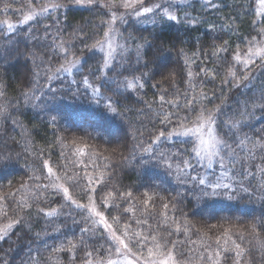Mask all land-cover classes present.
<instances>
[{
    "label": "trees",
    "instance_id": "16d2710c",
    "mask_svg": "<svg viewBox=\"0 0 264 264\" xmlns=\"http://www.w3.org/2000/svg\"><path fill=\"white\" fill-rule=\"evenodd\" d=\"M94 1L0 0V8L8 5L0 11V105L7 108L0 115V154L11 157L0 168V228L20 221L0 240V264L107 263L117 255L112 230L140 262L153 259L151 237L163 236L175 244L177 264H264V63L256 58L251 79L243 80L245 66L235 61L262 42L257 0L165 3L175 20L158 9L149 19L126 18L118 45L127 51L118 47L107 67L98 47L89 51L110 21L106 0ZM53 3L66 6L53 9ZM29 14L33 19L23 22ZM63 49L68 60L81 61L71 71H57L67 67ZM133 77L140 78L135 88L117 90V82ZM193 99L197 110L220 105V121L240 122L232 132L217 129L235 149L223 167L197 163L192 138L153 143L160 131L173 130L161 122L164 114L193 115L184 107ZM246 101L249 115L242 118ZM52 183L67 187L71 200L51 186L35 198L37 185ZM216 183L229 187L210 186ZM25 201L30 207H22ZM52 210L56 214L47 215ZM164 251H173L172 244Z\"/></svg>",
    "mask_w": 264,
    "mask_h": 264
},
{
    "label": "snow or ice",
    "instance_id": "6c2138e0",
    "mask_svg": "<svg viewBox=\"0 0 264 264\" xmlns=\"http://www.w3.org/2000/svg\"><path fill=\"white\" fill-rule=\"evenodd\" d=\"M85 0H70L69 5L71 3H75L76 5H82L84 4ZM87 3L91 5L94 3V0H87ZM143 0H106V2L102 5L105 8H108L112 15L111 19L109 21V30L105 31L103 33L104 35V40H97L93 45L89 47V51H95L97 47H99V50L101 52H104V45L105 43L108 44V50L106 55L102 57L103 64L104 66H109V61L114 60L115 56L114 53L116 52V47H114L111 43V38H112V32L114 29L112 28V25L115 24L116 20L118 19L116 12L119 11L121 7L124 9H129L132 8L135 12V15L137 17L143 16L145 13H151L154 11L153 7H142V8H136L135 4H142ZM261 5L264 6V0H261ZM66 5L59 4V3H53L51 7L53 9L55 8H60V7H65ZM8 5L5 4L4 8H7ZM155 8H160L161 5L157 4L154 6ZM4 8H0V11H4ZM47 7H43L42 11H47ZM165 15H169L167 10L164 12ZM169 18L172 20H175V16L169 15ZM33 19V16L31 14L26 15L24 17L23 22H28ZM7 27L11 29L13 25L11 23L7 24ZM227 43V42H225ZM118 47L122 48L124 51H127L125 46L119 45ZM141 45H137V55H139V49L141 48ZM65 52V60L67 67L61 66L60 69H57V71H71V69L81 63L79 58H76L74 60H68L67 59V49H63ZM254 58H259L261 62H264V45H258L255 48H250L248 50L247 58L246 59H241L239 55L235 56V61L237 64H243L245 66V71L240 73V76L243 80H250L251 76L250 73L252 72V66L256 63V60ZM228 74L230 77L233 79L236 78L237 76V71L233 70L232 67H229ZM51 78V77H49ZM140 78L139 77H133V80L129 81L127 78H125V81L123 84H120L117 82V90L120 87H126V88H135L136 87V81H138ZM84 82H88L87 76L84 77ZM140 87H143V85H140ZM96 91H99L97 89ZM27 96V93H25ZM161 103H164V97H160ZM260 107L264 109V88L261 89L260 91ZM211 103V101H209ZM168 103H173L176 108H180V105L178 102H173V101H168ZM196 103L195 99L187 101L184 105L185 108L188 109L189 112H191L193 115H185L183 117H180L178 113H166L164 114L163 121L162 123L166 124H172L173 125V130L168 131L167 135L165 134V131H160L159 134L156 136L155 140L153 143L159 142L160 139L163 137L165 139H171L173 136L177 138H181V142H188L189 138L194 137L195 138V143L192 149V152L194 153L195 157L197 158V163H202L203 161L208 162V167H211L213 162H218L221 167L224 166L225 160L233 157L235 154V149L232 148V145L228 143V140L226 138L221 137L217 129L218 127H226L229 132H232L233 129L237 128L239 125V121L235 120H227V121H220L219 120V115L222 112V107L220 105H217L214 109L208 108L206 105H201L199 110H197L193 105ZM256 101L253 100L252 104L255 106ZM109 108L111 111L115 112L116 109L112 107L111 101L109 102ZM248 102H245L244 106V111L239 113V115L242 118H246L249 113H248ZM7 111L6 106L0 105V115H3ZM176 116V121L173 122L172 117ZM53 119H55L53 117ZM219 121V123H218ZM190 125V126H189ZM180 130H176V129ZM227 136V133H224V137ZM233 136H235V133L233 132ZM75 143V141H73ZM245 143L244 140H241L239 142L240 145H243ZM261 147H264L262 145ZM115 151V150H114ZM145 152H150L151 147L145 148ZM159 158L161 160L166 159V156L163 152L159 154ZM7 161V163H6ZM11 163V157L10 156H4L3 154H0V168L7 167ZM184 165L186 167H191V164L188 161H183ZM43 166L47 168L49 176H55V173L53 172L52 168L48 166V162L44 161ZM171 165H169V168ZM179 178V177H178ZM31 179V178H30ZM35 180H39V176L34 177ZM56 179H59L57 177ZM69 180L72 179V177H68ZM194 179V178H193ZM200 184H205V180L201 179L199 180ZM51 186L52 188H60L63 190V193L66 197H68L69 200H71V196H69V189L65 187L63 184H57V183H52L51 185L45 184V185H37V192L34 193L35 198L38 200L39 195H40V189L42 187L43 190H47ZM211 187L214 188H228L229 185L227 184H220L216 183L215 185H210ZM23 187V185H22ZM247 191V189H245ZM214 194V193H213ZM128 195H131L130 193ZM72 203H75V201H72ZM22 207H30L27 202L25 201L22 204ZM77 207H87L86 205H77ZM167 205H165V208ZM91 212L95 215L100 217V223L104 224V226L108 229L112 228L111 224L107 223L106 218L99 212L97 209L93 206L91 209ZM129 211V210H125ZM56 214L55 210H52L47 213L49 216H54ZM13 223H20L19 220L14 221ZM13 223H10L7 225V228L13 227ZM7 228H0V240L4 239V234L7 231ZM87 230V229H86ZM253 232H255V226L253 225ZM125 236H127V232L124 233ZM110 239L113 241L116 245L115 251L116 253H129V245L125 243V240L122 239L119 235L116 234L115 230H112L110 233ZM132 238L129 237V240ZM148 238L145 237L144 241H146ZM152 243L153 247L148 248V254L150 257H153V259H146L144 261V264H177L176 258L174 256V249H175V244H173L170 240L166 239L165 237L161 236L159 239H157L156 236H152ZM219 239H217V244H219ZM137 244H139L141 247H144V243L140 240H137ZM172 244V249L173 251H167L165 252L164 249H167L168 245ZM233 244L235 245V248L237 249L236 255L240 256L241 251H240V244H237L235 241H233ZM261 247H264V244L261 245ZM224 251H228L227 248L224 249ZM217 258L220 257V252L217 251L215 253ZM211 259V256L208 257ZM99 264H104V261L101 260ZM107 264H117V261L114 260H108ZM126 264H132V261L126 260ZM215 264H219V260L215 262Z\"/></svg>",
    "mask_w": 264,
    "mask_h": 264
},
{
    "label": "rangeland",
    "instance_id": "374dc122",
    "mask_svg": "<svg viewBox=\"0 0 264 264\" xmlns=\"http://www.w3.org/2000/svg\"><path fill=\"white\" fill-rule=\"evenodd\" d=\"M192 0H143V3L142 4H135V7L136 8H142V7H153V9L155 8L154 6L157 5V4H162L160 8H155L154 10L158 9L159 10V13H162L164 14L165 10H167V12L169 13V15L171 16H174V10L172 9L173 7H168V6H165L166 4L165 3H168L169 5H184L185 3H188ZM202 3L206 4L208 7H212L213 5H215V1L216 0H200ZM95 2V1H94ZM93 4V3H92ZM82 5H89L87 3V0H85L84 4ZM82 5H79V6H82ZM257 13L261 16H264V6L261 5V0H257ZM108 13H109V17L111 19V11L108 9ZM152 13V12H151ZM151 13H145L143 16H140L138 17V20H142V19H149ZM116 15L118 17V19L116 20L115 24L112 25V28L114 29V31L112 32V38H111V43L114 47H116V49H118V32H119V25L124 23V21L126 20V18H129V19H135V17H137L135 15V12L132 8H129V9H124L123 7H121L119 9L118 12H116ZM165 15V14H164ZM169 15H165V16H169ZM105 39V38H104ZM103 39V40H104ZM258 45H264V35H263V38H262V42ZM257 45V46H258ZM256 47V46H255ZM253 47V48H255ZM99 49V47H98ZM107 50H108V44L105 43L104 45V52H102L103 55H106L107 53ZM249 50V48H248ZM248 50L246 52H244L243 54H239V55H244L243 58H241L242 60L243 59H246L247 58V54H248ZM117 52V50H116ZM115 52V53H116ZM114 53V55H115ZM256 59V58H254ZM259 59V58H257ZM264 63V62H263ZM192 139L194 140L195 142V138L192 137ZM215 162H213L214 164ZM201 164H203L204 166H207L208 167V162L205 160L203 161ZM212 164V165H213ZM111 233V231L109 232ZM114 261H117V264H126V260H130L132 261V264H144V262H140L139 260H136L134 257H132L130 255V253H117V255L114 257V259H112ZM104 264H107L106 262Z\"/></svg>",
    "mask_w": 264,
    "mask_h": 264
}]
</instances>
